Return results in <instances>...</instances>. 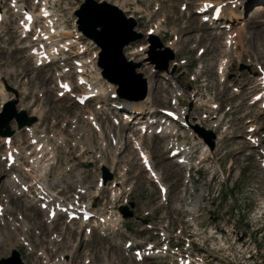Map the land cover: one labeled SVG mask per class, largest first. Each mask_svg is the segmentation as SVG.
<instances>
[{"label":"rangeland","instance_id":"374dc122","mask_svg":"<svg viewBox=\"0 0 264 264\" xmlns=\"http://www.w3.org/2000/svg\"><path fill=\"white\" fill-rule=\"evenodd\" d=\"M122 1L123 0H118V2H116L115 0H109L110 3L119 5L120 8ZM126 1H131L133 3L131 6L138 8V13L141 14V18H138L139 22L136 27L137 30L145 33L148 28L153 27L154 23L160 21L161 27L164 30L158 31L157 34L165 45H169V42L171 41V43L177 41V38L179 39L178 44L180 47H178V44H176V46L177 49L179 48L177 52L179 50L180 52L176 54L175 61H181L184 59L186 63L178 66L176 71L177 76L175 75L174 78H176L185 86L187 93L189 90L193 89L199 90L201 93L209 92L218 103L220 102V109L227 111L226 115L230 116L231 125L228 130L232 136L229 137L226 134L227 138L231 139L225 140L223 142L218 154H220L222 164L224 163L226 165L228 161L232 159L234 162L242 161L245 166L241 169V173L237 179L235 174L232 173H230L225 179H220L221 186H219V190H217L219 191L220 197H216L218 192L215 190V188H213V195L215 196L214 199L219 202V210L222 209V202L226 198L227 190H235V192L239 194L242 199H249L250 201L251 197L252 201L249 202L247 208H242V212L240 214V218L244 222H251V213L259 216V212H257L258 209L255 205L256 201L253 198L252 193L256 190L259 192L264 191V170L260 169L256 165V162L252 157L239 154L238 151L240 148H248L241 137V134H245V125L243 124L244 119L252 118V122H256L260 126L259 134L264 135V112L259 109L258 103H255L254 105H250L249 103L247 104V96L250 94L249 88L248 90H243L240 96H237L236 91H233L232 88L240 84L239 78L236 77V74L238 73V60L249 63L248 59H252V54H256V56L259 58V64L263 65L264 67V22H261V19H264V0L242 1L245 2V4L248 3L247 8L245 9L246 13L248 12L247 20L245 17V21L248 26L246 27L245 24H241L244 25L245 31H242L240 37H237L236 39L240 41V46L243 41V47L241 48L246 54L243 53L242 59L239 57L235 59V54L238 53V50L236 52L230 51L227 53V55H229L227 65L228 69L226 73V80L222 83L218 81L217 75L215 73V67L218 59L223 55V53L226 54L222 43L223 35H220L222 30L216 29V33L214 30L208 29L207 25L200 23V19L197 17L199 14L194 12V7L196 6L195 11H197L199 2L204 0H194L192 4H190V0H184V10L180 9V0H135V2L133 0ZM196 1L198 2L196 3ZM77 2L78 1L76 0H72L71 5L75 6ZM244 6L246 7V5ZM239 8L241 7L237 6L236 9L238 10ZM258 9H260L259 12L256 11ZM239 10L242 11V9ZM238 27L239 25L235 28ZM0 29V50H3L4 54H11L10 59L11 61H14L20 68L23 81L26 82L25 84L31 85L29 90H32L35 87V84L39 81H43L44 85H47L46 78H40V76H46L45 72L47 68H41L34 71L31 67V62H29L26 58L23 59V56H25L23 51L18 54L16 53L17 50H12V46L13 49H15L14 43L17 38L13 29V23H8L5 25V27L1 26ZM234 30L237 31L236 29ZM145 43L146 41L142 40L133 44L129 48H125L124 55L127 59H133L134 61L141 62V67L138 69V71L143 73L144 77L151 78L153 83V89L150 93V99L152 100V103L155 106L164 107L168 105V98L166 99V102H164V95L169 93L165 86L169 85L170 89L171 87L169 82H166L167 84L163 85V79L158 74H155V72H151L150 68H152V66L149 63H145L147 62L145 59H143L146 56ZM171 43L169 45L170 47ZM140 47H142L141 50H139ZM199 47H208V49L203 48L205 52L203 54H197ZM6 57H8V55L3 56V58ZM202 68L205 70L200 72ZM194 72L197 73L198 78L196 82L193 83L189 81V76ZM0 95L3 99L6 97V95ZM45 97L46 108L47 110L49 109V119H46V117L44 119L51 121L50 118L55 116L54 119L55 122H57L55 125L56 128H60V126L63 124V120L67 119L68 116H74L76 113L85 114L87 111V108L79 107L67 97L55 100L54 95L50 91ZM183 99L185 102L186 98L183 97ZM204 101L208 102V100ZM227 107H229L228 110H226ZM93 123L98 126L97 122L94 121ZM104 125L106 127L107 123L104 122L103 127ZM81 127L88 131V135L90 134L89 131L91 129L86 120L82 121ZM98 127L102 131L100 126ZM92 136L93 137L89 138L90 140L96 139L95 135ZM124 136H126L125 133ZM125 140V144H127L128 140L126 137ZM142 141L143 140L140 138L136 139V142H139V144H141ZM147 144L150 148V152L156 167L162 170L163 177L169 184L167 198L168 205L166 208L158 206L154 217H158V213L160 211L159 217H163L166 214L164 218L165 220L167 219L171 225L174 223L177 224L183 221V203L185 201V195L188 193V190H183L182 187V171L178 169L175 164H172L163 158V147L160 140L153 138L152 141H147ZM76 152L72 153L71 156L68 157L69 161H64V156L60 151H58L55 160L56 163L51 168L48 177L50 178L51 182L60 180L63 182V185L67 186V192H65V196H67V198H70L71 193L74 192V188L73 186L67 184L68 181L64 175H67L69 179L72 180L76 171L79 169L77 165L68 167L69 164H75L78 162L79 156L75 154ZM115 154H117L116 151ZM124 154L125 157L123 159L129 162L130 167V178L125 183V185H132L128 199L134 203L133 209L135 215L130 218L132 222L129 225V229H131L133 233L137 234V237H145V234L148 236H153L151 230L139 233L140 229L142 230L144 225L141 221L136 219L145 218L146 214H144V212L149 208V205L146 204H152L154 206L157 205L159 200L158 192L156 189H153L152 193L148 192V189L150 188V186H148L149 180L146 177L145 172H143L142 166L140 165L139 159L137 158L135 152L128 148ZM114 159L116 160V158ZM80 160H82V158ZM120 169L121 168H119V170ZM206 176H209V172H207ZM203 177L205 176L201 175L200 178ZM233 180L236 182L232 186ZM218 183L219 182L214 181L213 186L215 187ZM230 186H232L231 189H229ZM223 187L227 190H225ZM8 200L9 198H7V203L11 208H9L7 211L10 213H13L16 209L20 211L16 214V217L8 214L7 220L1 219L2 221H0L5 228L3 229V240L5 241L2 240L0 243V258L7 256L12 248H16L20 252L21 257L26 264H54L56 260L59 261L58 258L61 254H64L62 257L64 262L63 264H66V260H69L68 264H85V262H88V257L90 261L86 264H100L103 262L104 257H106V259L108 258L109 261H112L111 264H138L128 259L125 255L121 254L120 247L116 244L117 238H121L119 235H116L112 238L110 235L103 236L98 232L97 228L96 230H93L90 235H85L83 231H80L81 228L77 223L72 222L66 224L62 218L52 220L50 221V224H48L49 222L45 220V215H43V213L38 209L32 206H24L20 199L13 201L12 205H10ZM19 204H22V206ZM163 212H165V214H163ZM215 214L216 215L213 216V219L217 222V224L222 226L223 218L220 215V212H216ZM224 216L225 214H223V217ZM9 219L15 220V230L11 229V225L8 223ZM162 220L163 219H151L150 222L151 224L157 225L158 222ZM251 223L253 224V222ZM47 225H50V228H48ZM18 226L24 233H19L16 231ZM6 228L16 231L19 240H21L20 238H24L26 243H23L22 240L21 243L26 244L30 252L24 245L20 244L15 234H10L9 236V230H6ZM29 228L30 231H28ZM28 236V241L32 242V245L27 241ZM257 236L259 237L258 234ZM52 237H59V239L50 242ZM122 240H124V238H122ZM32 248L34 249L33 251ZM37 252L39 254L40 252H43L46 259L43 256L40 257L41 255L38 256ZM113 256H115L119 261L111 260L110 258ZM143 264H153V261H144Z\"/></svg>","mask_w":264,"mask_h":264},{"label":"water","instance_id":"95a60500","mask_svg":"<svg viewBox=\"0 0 264 264\" xmlns=\"http://www.w3.org/2000/svg\"><path fill=\"white\" fill-rule=\"evenodd\" d=\"M76 14L79 17V29L101 47L99 66L103 68V76L119 86L120 97L130 100L142 99L146 94V81L140 73L134 71L139 64L126 61L122 54L125 45L141 38L139 36L141 34L133 31L136 22L132 18H127L117 7L106 2L98 4L94 0H86ZM156 38V36H151L149 59L156 64L159 70L167 69V62L173 58V53L168 48L156 50L157 47L162 46ZM14 104L15 101L8 102L0 114V135L2 136L11 135L9 122L12 118L16 119L18 127L29 125L35 120L33 117H27L23 111L16 113ZM194 127L195 131L213 148V132L198 128V126ZM104 176L106 179L111 178L105 169ZM122 210L125 216L132 215V212L127 211L125 207ZM0 264L24 263L19 252L13 249L11 256L2 258Z\"/></svg>","mask_w":264,"mask_h":264},{"label":"bare ground","instance_id":"6f19581e","mask_svg":"<svg viewBox=\"0 0 264 264\" xmlns=\"http://www.w3.org/2000/svg\"><path fill=\"white\" fill-rule=\"evenodd\" d=\"M0 1H2V0H0ZM12 1V6L13 7H16V10L18 9V8H20L21 7V4H19L18 3V0H15V2H13V0H11ZM227 3H229V4H225V6L223 5V6H221V10H220V14H219V16H220V19L219 20H221V19H224L225 21H232V20H236V19H239V18H241V16H242V13L244 12V14H245V9H246V7L244 6V8L242 9V11H240L239 9L237 10V9H235V7L236 6H240L241 7V5L243 6V3H240L239 2V0H229V1H227ZM234 3V4H233ZM185 4V1L184 0H180V9H182V10H184V5ZM206 5H210V6H208V7H206ZM220 5H222V1H212V0H204V1H202V2H199V4H198V7H197V10H201L202 12H203V14H205V15H207V16H209V15H211L213 12H214V10H216ZM234 6V7H233ZM237 8V7H236ZM258 8V7H257ZM260 8V7H259ZM261 9V8H260ZM260 9H258V10H256L257 12H259L260 11ZM264 9V8H263ZM197 12V11H196ZM247 14V13H246ZM7 19V13H4L3 14V20H6ZM32 19H33V17H32ZM236 30L237 31H235V30H231V31H229L228 32V34H227V37L225 38V41H224V43H225V51L228 53L229 51H230V48L231 47H235L234 49H237V46L238 45H240V41H238L236 38L237 37H240V35H241V32L242 31H245L244 30V25H239V27L238 28H236ZM156 33V32H155ZM242 37V36H241ZM179 39L177 38V41H175V42H173V43H171V48H173V50L177 53V50L179 49H177V46H176V44H178V41ZM178 47H180L179 46V44H178ZM203 49V48H202ZM236 51V50H235ZM205 52V50L203 49V53ZM237 56V55H236ZM220 65H219V77H220V79L222 80L223 79V77L225 76V68H226V59H222L221 60V62L219 63ZM225 78V77H224ZM152 86H153V83H152V80L151 79H149L148 80V87H149V90L152 88ZM0 94H3V95H6V93L4 92V90L3 89H1V87H0ZM178 94H180V92H178ZM148 99H147V101H149V96L147 97ZM176 99V98H175ZM146 101V102H147ZM195 102L197 103V104H207V103H210L209 101L208 102H206V101H204L202 98H196L195 99ZM206 102V103H205ZM138 105L137 106H141L143 103H137ZM44 111V110H43ZM43 111H39L40 113L42 112L43 113ZM92 122H94V121H92ZM99 126V125H98ZM99 131H100V134H103V132L99 129ZM226 132V131H225ZM225 132H223V133H221L220 135L221 136H227L226 135V133ZM125 137L126 136H124V140H121V139H119V140H114V144H115V146H116V152L118 153L119 151H120V149L123 147V145L126 143L125 141ZM127 139V138H126ZM137 144H139V142H136ZM125 148V147H124ZM114 158H116L115 157V155H114V157L112 158V162H114ZM53 159H55V157H53ZM37 161V157L35 158V162ZM101 163H104V161L102 160V162ZM33 173L35 174V178L36 179H38L39 180V182L40 183H42L44 180H45V182L47 183V181H46V179H44L45 177H46V174H47V169L46 168H40L39 167V164L38 163H34L33 165ZM94 170V172L96 173V176H99V171H98V169H93ZM81 176V175H80ZM155 177H157V178H159V174L158 173H156V176ZM100 185H101V183H98V188L97 189H99V187H100ZM76 186V188H78L77 189V194L79 195V194H81L82 192H85L86 191V187H83V186H81L80 185V178H79V182L75 185ZM8 187H9V193H12V194H14L15 196H16V198H18V196L19 195H22V194H24V192L22 191V187H23V185H22V182H21V180L18 178L17 179V182H13V183H9L8 184ZM119 192H120V187H118V188H116V190H113L112 191V193H111V195H112V198H115V197H118L119 196ZM77 194L74 196V199H76L77 198ZM96 195H98V194H95V196ZM9 201V200H8ZM25 206V205H24ZM9 208H11L10 206H9V204L7 203V199H5V205L3 206V212H5V211H7ZM0 215H1V213H0ZM1 219H3L2 217L0 218V221H2ZM45 220L47 221V222H49L48 224H50V221H52L50 218H48V217H46L45 218ZM8 223L11 225V229H13V230H15V227H16V222H15V220H13V219H9V221H8ZM47 227L48 228H50V225H47ZM5 233V232H4ZM6 234V233H5ZM3 231L1 232L0 231V241H2L3 240ZM87 235V234H86ZM7 236V235H6ZM22 241H23V243H26L25 242V240H24V238H20ZM28 239V238H27ZM59 239V237H52L51 239H50V242H52V241H54V240H58ZM20 240V241H21ZM31 248V247H30ZM39 255H41V256H43L45 259H46V257H45V254H43V252H40V254ZM47 255V254H46ZM64 256V254H61V255H59V261L58 260H56L55 261V263L54 264H63L64 262H63V260H62V257ZM49 258V257H48ZM44 259V260H45ZM62 261H61V260ZM24 261V260H23ZM69 261V260H68ZM68 261L66 260V264H68ZM24 263H25V261H24ZM26 264V263H25Z\"/></svg>","mask_w":264,"mask_h":264},{"label":"flooded vegetation","instance_id":"af4514ba","mask_svg":"<svg viewBox=\"0 0 264 264\" xmlns=\"http://www.w3.org/2000/svg\"><path fill=\"white\" fill-rule=\"evenodd\" d=\"M245 64V63H243ZM240 72V75L244 74V76L246 77V75L250 74V73H254V75L256 74L255 71H253L251 69V66L249 68H243L242 70H238ZM248 82V79L246 80V83ZM247 86V85H246ZM245 86H243L242 88H244Z\"/></svg>","mask_w":264,"mask_h":264},{"label":"snow or ice","instance_id":"6c2138e0","mask_svg":"<svg viewBox=\"0 0 264 264\" xmlns=\"http://www.w3.org/2000/svg\"><path fill=\"white\" fill-rule=\"evenodd\" d=\"M13 2H15V0H13ZM208 6H210V5H206V7H208ZM28 19H31V17L29 16Z\"/></svg>","mask_w":264,"mask_h":264}]
</instances>
